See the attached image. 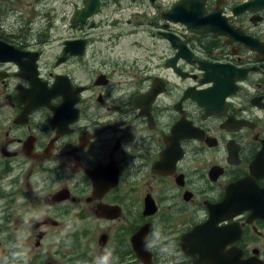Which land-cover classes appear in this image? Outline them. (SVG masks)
Instances as JSON below:
<instances>
[{
    "label": "flooded vegetation",
    "instance_id": "1",
    "mask_svg": "<svg viewBox=\"0 0 264 264\" xmlns=\"http://www.w3.org/2000/svg\"><path fill=\"white\" fill-rule=\"evenodd\" d=\"M154 1L0 0V264H264V4Z\"/></svg>",
    "mask_w": 264,
    "mask_h": 264
},
{
    "label": "rangeland",
    "instance_id": "2",
    "mask_svg": "<svg viewBox=\"0 0 264 264\" xmlns=\"http://www.w3.org/2000/svg\"><path fill=\"white\" fill-rule=\"evenodd\" d=\"M62 4H63L62 0H56L57 8H61ZM112 8H113V5H109V8L106 6V8L104 9V12H106V13L111 12ZM108 9H110V10L108 11ZM108 16L114 17V13H109ZM101 18H102V15L99 18H97L96 21H98ZM99 33H100L99 31L95 32L94 36H96L98 38ZM101 48L103 49V54L101 56L104 57L106 61H108V58H107L108 56L113 57V59H114L113 61H115L117 59V57H119V56H121V57H129L130 56V50L128 48L123 47V45H121L119 47H115V49L112 51V53L109 52V50L111 49L109 47L101 46ZM137 54H138V52H137ZM17 172L18 171H12V172L8 171V173H9L8 179L13 178L17 174ZM11 233L12 232H10V234H9L10 236H11ZM9 235L5 233V234L0 236V242H3L4 248H6L5 243L9 239ZM14 255H15V257H18L16 250L14 251Z\"/></svg>",
    "mask_w": 264,
    "mask_h": 264
},
{
    "label": "water",
    "instance_id": "3",
    "mask_svg": "<svg viewBox=\"0 0 264 264\" xmlns=\"http://www.w3.org/2000/svg\"><path fill=\"white\" fill-rule=\"evenodd\" d=\"M99 4H100L99 0H87L86 9L80 15L79 19L82 21H86V19L88 17H90L93 14H95L96 12H98ZM42 98H43V91H42V88L40 86L38 93H35V95L33 96V98L31 100H33L34 102H37L36 104L38 106H40L43 104Z\"/></svg>",
    "mask_w": 264,
    "mask_h": 264
},
{
    "label": "clouds",
    "instance_id": "4",
    "mask_svg": "<svg viewBox=\"0 0 264 264\" xmlns=\"http://www.w3.org/2000/svg\"><path fill=\"white\" fill-rule=\"evenodd\" d=\"M136 164V160L133 161V167ZM96 264H112V256L110 252H106L103 257H98Z\"/></svg>",
    "mask_w": 264,
    "mask_h": 264
}]
</instances>
